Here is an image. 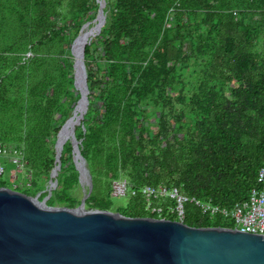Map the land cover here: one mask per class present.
Returning <instances> with one entry per match:
<instances>
[{
	"label": "trees",
	"instance_id": "trees-1",
	"mask_svg": "<svg viewBox=\"0 0 264 264\" xmlns=\"http://www.w3.org/2000/svg\"><path fill=\"white\" fill-rule=\"evenodd\" d=\"M106 2V23L85 50L89 105L75 130L92 179L85 207L151 217L140 196L113 207L118 179L225 207L247 200L264 165V0ZM99 7L0 0V143L25 161L21 172L0 157V187L47 197L58 134L81 97L71 48ZM73 151L67 138L50 206L82 203ZM185 223L233 227L193 205Z\"/></svg>",
	"mask_w": 264,
	"mask_h": 264
},
{
	"label": "water",
	"instance_id": "water-1",
	"mask_svg": "<svg viewBox=\"0 0 264 264\" xmlns=\"http://www.w3.org/2000/svg\"><path fill=\"white\" fill-rule=\"evenodd\" d=\"M97 2L100 7L95 25L88 29L87 24L71 48L74 84L81 97L58 134L56 166L47 197L40 200L0 187V264H264V234L228 227H192L172 219L128 217L85 207L92 179L75 130L89 105L86 46L106 23L107 2ZM67 138L72 141L73 160L84 189L81 205L73 209L47 203L58 186Z\"/></svg>",
	"mask_w": 264,
	"mask_h": 264
},
{
	"label": "built area",
	"instance_id": "built-area-1",
	"mask_svg": "<svg viewBox=\"0 0 264 264\" xmlns=\"http://www.w3.org/2000/svg\"><path fill=\"white\" fill-rule=\"evenodd\" d=\"M0 157L7 158L19 169L25 166L22 152L16 147L0 143ZM3 173L4 167L0 164V174ZM258 183L259 186L251 191L247 200L230 207L216 204L212 198L187 195L177 186L145 185L133 188L126 179L113 181L112 196H140L145 212L154 218L174 219L184 223L187 218V206L193 205L201 216L212 220H225L232 223V228L242 232L264 234V165L259 170Z\"/></svg>",
	"mask_w": 264,
	"mask_h": 264
},
{
	"label": "rangeland",
	"instance_id": "rangeland-1",
	"mask_svg": "<svg viewBox=\"0 0 264 264\" xmlns=\"http://www.w3.org/2000/svg\"><path fill=\"white\" fill-rule=\"evenodd\" d=\"M87 30V29H86ZM20 171L22 172L23 169H20ZM17 175H16V171H12L11 172V179L12 180H16ZM81 193H83V197H84V189L82 187L81 189ZM128 204V197L126 196H121V197H115L112 199V205L114 208H125Z\"/></svg>",
	"mask_w": 264,
	"mask_h": 264
},
{
	"label": "bare ground",
	"instance_id": "bare-ground-1",
	"mask_svg": "<svg viewBox=\"0 0 264 264\" xmlns=\"http://www.w3.org/2000/svg\"><path fill=\"white\" fill-rule=\"evenodd\" d=\"M87 31H88V29L85 30L84 33L87 32ZM83 38H84V35L82 36V39H80V41H78V42H82ZM79 44H80V43H78L77 45H79ZM82 108H83V105H82V104L77 108L75 121H76V119H77V116L80 115Z\"/></svg>",
	"mask_w": 264,
	"mask_h": 264
}]
</instances>
